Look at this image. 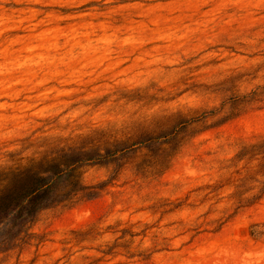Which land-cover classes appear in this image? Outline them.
Segmentation results:
<instances>
[{
  "label": "clouds",
  "instance_id": "1",
  "mask_svg": "<svg viewBox=\"0 0 264 264\" xmlns=\"http://www.w3.org/2000/svg\"><path fill=\"white\" fill-rule=\"evenodd\" d=\"M0 264H264V0H0Z\"/></svg>",
  "mask_w": 264,
  "mask_h": 264
}]
</instances>
